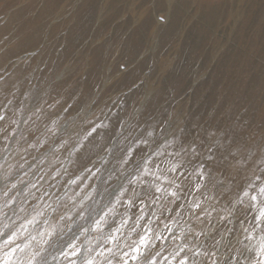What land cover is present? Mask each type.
Wrapping results in <instances>:
<instances>
[{
    "label": "rangeland",
    "instance_id": "rangeland-1",
    "mask_svg": "<svg viewBox=\"0 0 264 264\" xmlns=\"http://www.w3.org/2000/svg\"><path fill=\"white\" fill-rule=\"evenodd\" d=\"M0 264H264V0H0Z\"/></svg>",
    "mask_w": 264,
    "mask_h": 264
}]
</instances>
